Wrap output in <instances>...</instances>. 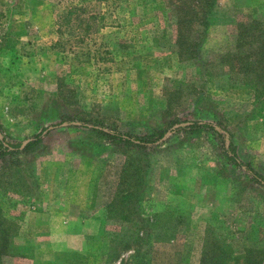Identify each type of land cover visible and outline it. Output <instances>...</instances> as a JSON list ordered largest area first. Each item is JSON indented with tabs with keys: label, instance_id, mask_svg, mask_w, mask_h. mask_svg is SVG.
<instances>
[{
	"label": "rangeland",
	"instance_id": "374dc122",
	"mask_svg": "<svg viewBox=\"0 0 264 264\" xmlns=\"http://www.w3.org/2000/svg\"><path fill=\"white\" fill-rule=\"evenodd\" d=\"M197 11L0 0V264H264V0Z\"/></svg>",
	"mask_w": 264,
	"mask_h": 264
},
{
	"label": "trees",
	"instance_id": "16d2710c",
	"mask_svg": "<svg viewBox=\"0 0 264 264\" xmlns=\"http://www.w3.org/2000/svg\"><path fill=\"white\" fill-rule=\"evenodd\" d=\"M216 2L217 0H196V7L201 10V11H197V12H194L195 13V18L198 20V22L200 20H202L201 22L202 23H207V15L209 13H211L213 11V9L215 8V5H216ZM206 10V14L205 16H203L202 14V10ZM183 12H185V19H184V22H192V18L193 17V13H192V9H185ZM203 18V19H201ZM242 27H244V30H247V35L246 34H241L239 37V41H238V44H237V47H238V51L235 52V53H232V55H229V60H234L235 62L237 63H243V66H242V69H240L241 67H236V71L237 70H240L239 72H246L247 74H250L251 71H254L255 73H260V70L256 71L254 69H252V67L250 66L251 64L249 63H252L254 61V59L251 57L252 54H249L248 52L245 51V49L243 50V47L246 46V45H252V44H256L257 47L256 49H252V52H253V56L256 55L257 57L255 58L256 62L258 63H261L260 65H262L264 63V27L260 24H253V25H242ZM245 53H247V55L245 56ZM227 60V58H226ZM238 68V69H237ZM260 77V76H259ZM95 131H98L99 133H102V134H107L105 133L104 131L102 130H95ZM113 137V136H112ZM115 139H120V140H123V141H130V137L128 136H121V135H114ZM150 141L149 139H141L140 140V143L142 146H146V145H149V144H153L154 142L152 143H149L148 141ZM40 143V140H39V137H35L32 141L28 142V144L25 145L24 147V150L25 151H29L31 150L34 146L38 145ZM17 147H21V145H18V146H15V145H5L4 142L0 139V150L4 151L5 153L6 152H9V150L12 148L14 150H17ZM232 160L234 161V163L236 165H239L241 166L242 165V162L237 158V156L234 154L233 157H232ZM242 166H246V169L249 173H251L255 179L259 182H263V179L259 176L258 173H256L249 165H242ZM0 226H2V224L0 223ZM1 228V227H0ZM11 228V225L10 227ZM0 258L2 256V251L5 250V249H8L10 247V237L5 233V236H2L1 239H0ZM223 254H226V251L225 253ZM211 259V258H210ZM207 260H209L207 258ZM219 260V264H226V259L224 256H221V258H218ZM209 262V261H207ZM203 264H206L205 263V260H204V263ZM208 264V263H207ZM210 264V263H209Z\"/></svg>",
	"mask_w": 264,
	"mask_h": 264
}]
</instances>
